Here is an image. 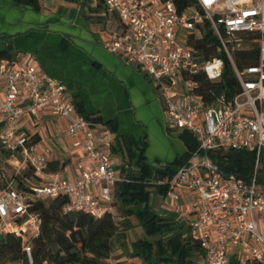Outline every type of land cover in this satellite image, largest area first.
Wrapping results in <instances>:
<instances>
[{
    "label": "built area",
    "instance_id": "built-area-1",
    "mask_svg": "<svg viewBox=\"0 0 264 264\" xmlns=\"http://www.w3.org/2000/svg\"><path fill=\"white\" fill-rule=\"evenodd\" d=\"M102 1L117 18L107 49L150 77L166 126L188 130L198 142L171 177L150 181L166 187L159 206L188 225L202 248L201 264H264V183L257 180L264 148V0ZM207 29L215 46L204 37ZM254 41L257 63L238 66L234 50ZM225 57L236 78L229 92L219 82ZM40 111L66 119L68 141L56 137L55 148L47 142ZM36 132L40 140L30 142ZM113 143L112 129L79 112L62 79L32 61L0 59V144L13 171L0 187V234L19 237L29 252L41 222L32 205L58 195L67 197L65 212H113L115 183L128 180L113 161ZM218 148L254 150L251 179L224 173L208 154ZM75 155L88 161L77 165L76 176L66 175L65 165L50 169V162ZM27 168L34 180L19 184L14 176Z\"/></svg>",
    "mask_w": 264,
    "mask_h": 264
},
{
    "label": "trees",
    "instance_id": "trees-1",
    "mask_svg": "<svg viewBox=\"0 0 264 264\" xmlns=\"http://www.w3.org/2000/svg\"><path fill=\"white\" fill-rule=\"evenodd\" d=\"M18 3L30 5L39 9V0H14ZM79 1V0H69ZM89 2L92 0H83ZM180 6L191 0H176ZM88 18L93 22H105L107 10L102 0H95L93 6L89 5ZM118 28V26H117ZM254 35H256L254 33ZM205 39L215 46L216 39L211 30L207 29ZM204 46V42H198ZM204 44V45H203ZM210 51H212L210 49ZM214 53L215 50L213 49ZM258 43L253 42L240 52H233L234 60L238 66L255 64L258 59ZM18 51L14 49L11 36L0 33V59L7 58L14 61ZM202 82L209 86L212 81L200 75ZM229 92L228 88L236 87V78L229 60L225 57L222 78L219 81ZM69 85V84H68ZM156 89V88H155ZM77 110L87 119L108 125L114 132L113 152L124 155L121 170L126 172L127 179L118 180L114 186V198L122 204L123 210L135 215L139 220L145 234L154 235L156 239L150 240L148 236L140 237L131 243L133 247L129 256H138L143 259L142 264H187L189 257L196 252L203 254L200 244L193 240L188 233V225L182 221L171 220L169 216L160 215L151 203L152 192L147 188L156 178L171 177L178 166L189 156L197 145V139L188 130H181L179 137L186 149L181 156L170 161L155 160L148 162L144 155L147 145L145 134L136 136L130 133H118L115 130L116 119L102 120L98 109L87 110L80 100H72ZM40 135L36 132L30 142H38ZM0 153L8 155L9 151L0 144ZM211 159L216 162L224 173L233 172L236 175L250 180L255 170L256 153L245 148H218L208 151ZM67 160L50 162V169L63 168ZM19 184L34 180L32 172L27 168L14 176ZM257 180L264 183V176L258 173ZM155 191L165 192V185L155 186ZM114 198L112 205L114 204ZM67 200L65 195L48 197L35 202L32 209L40 216V230L37 235L30 238V250L27 252L21 239L12 233L5 232L0 238V264L17 262L20 264H108L107 260L113 247H125V236L120 231L118 222L112 211H106L101 216H94L88 212L63 211V204ZM172 214V212H171ZM173 215V214H172Z\"/></svg>",
    "mask_w": 264,
    "mask_h": 264
},
{
    "label": "crops",
    "instance_id": "crops-1",
    "mask_svg": "<svg viewBox=\"0 0 264 264\" xmlns=\"http://www.w3.org/2000/svg\"><path fill=\"white\" fill-rule=\"evenodd\" d=\"M94 4L95 0H39V9H34L14 0H0V33L11 36L19 60L32 61L62 79L72 100H80L87 110L98 109L102 120L114 117L118 133L145 134L148 162L181 156L186 149L179 137L181 131L166 126L162 101L150 77L107 49L105 42L111 36L103 28L111 25L115 29L117 22L112 24L109 18L91 21L89 5ZM39 118L41 135L43 127L50 137L68 140L65 118L43 111ZM122 159L124 155L113 152L119 173L126 176L118 167ZM70 161L77 162L72 168L65 164L64 173L70 177L78 173V164L88 163L80 155ZM154 208L164 209L159 205Z\"/></svg>",
    "mask_w": 264,
    "mask_h": 264
},
{
    "label": "rangeland",
    "instance_id": "rangeland-1",
    "mask_svg": "<svg viewBox=\"0 0 264 264\" xmlns=\"http://www.w3.org/2000/svg\"><path fill=\"white\" fill-rule=\"evenodd\" d=\"M107 18H109L112 21V24H116L117 18L114 14H110L108 12ZM113 27H111V25L109 27L105 26L103 28V32L105 34L111 36L113 33V30H114ZM65 81H67V80H65ZM73 84L77 85L76 83H73ZM41 129H43L42 130V136L48 137V138H46L47 142L49 144H51L53 146V148H55L53 143L55 142V140L58 137L57 138H56V136L50 137L51 134L49 133L48 129L46 130L43 127ZM142 134H137L136 136H141ZM146 139H147V144H148L147 136H146ZM66 141H68V140H63V143H65ZM7 156L8 155H2L0 153V187L3 186L4 183L7 180H9L10 177L13 175L12 174V172H13L12 167L6 160ZM75 163H77V162H75ZM75 163H72L70 161V159L68 158L67 162H66V166L69 165V168H72L75 165ZM118 167L121 170V164H119ZM121 172H124V171L121 170ZM258 173L262 174L264 176V148L262 149V151L259 155ZM147 188L150 190V192H152L151 193L152 194V196H151L152 206L154 207V206L159 205V203L162 201V194L161 193L159 194L157 190L155 191L156 188L154 185L149 184L147 186ZM161 206L165 207L164 204H162ZM123 208H125V207L122 206V204L119 202V200L114 198V204L112 205V210H113V214L115 216V220L118 222L119 226H121L120 231L124 230L123 234L125 236L126 246L121 248V247H118L117 245H115L113 247V250H112L110 257L107 260V262H108V264H142L143 259H141L140 257L129 256V254L133 250L131 243L134 240H136L140 237H144V236H148L150 238V240L154 241L156 239L157 235L156 234H154V235L145 234L143 226L141 225L139 220L135 217V215H133L131 213H127V211H124ZM155 210L162 216H169L171 220L173 219L177 222L178 221L184 222L183 220H180L177 216H175L173 213H172L173 214L172 215L171 211H169V210L158 209V208L157 209L155 208ZM189 258L190 259L187 262V264H201V253L200 252L194 253ZM8 264H20V263L10 262ZM162 264H167V263L163 262Z\"/></svg>",
    "mask_w": 264,
    "mask_h": 264
},
{
    "label": "water",
    "instance_id": "water-1",
    "mask_svg": "<svg viewBox=\"0 0 264 264\" xmlns=\"http://www.w3.org/2000/svg\"><path fill=\"white\" fill-rule=\"evenodd\" d=\"M2 237V234H0V238Z\"/></svg>",
    "mask_w": 264,
    "mask_h": 264
}]
</instances>
